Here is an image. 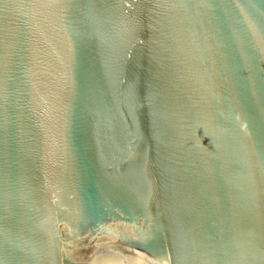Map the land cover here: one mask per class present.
I'll return each instance as SVG.
<instances>
[{
  "label": "water",
  "instance_id": "water-1",
  "mask_svg": "<svg viewBox=\"0 0 264 264\" xmlns=\"http://www.w3.org/2000/svg\"><path fill=\"white\" fill-rule=\"evenodd\" d=\"M264 264V0H0V264Z\"/></svg>",
  "mask_w": 264,
  "mask_h": 264
},
{
  "label": "bare ground",
  "instance_id": "bare-ground-1",
  "mask_svg": "<svg viewBox=\"0 0 264 264\" xmlns=\"http://www.w3.org/2000/svg\"><path fill=\"white\" fill-rule=\"evenodd\" d=\"M106 256L107 255H104L103 260H101V262H98V263L96 262V264H133L130 261H129V263L128 262L127 263H118V262H115V261H111L110 262V259L108 261H106V259H107Z\"/></svg>",
  "mask_w": 264,
  "mask_h": 264
}]
</instances>
